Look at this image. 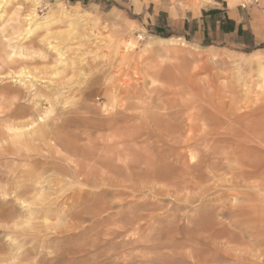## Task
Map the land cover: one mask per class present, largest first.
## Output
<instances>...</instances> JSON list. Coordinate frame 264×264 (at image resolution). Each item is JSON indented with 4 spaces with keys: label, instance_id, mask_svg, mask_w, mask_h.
I'll list each match as a JSON object with an SVG mask.
<instances>
[{
    "label": "rangeland",
    "instance_id": "374dc122",
    "mask_svg": "<svg viewBox=\"0 0 264 264\" xmlns=\"http://www.w3.org/2000/svg\"><path fill=\"white\" fill-rule=\"evenodd\" d=\"M226 1L58 0L57 7L42 3L37 13L78 5L85 29L61 19L30 34L23 32L29 5L13 0L6 6L0 18V264H146V256L152 264L158 257L162 264H192L172 248H131L151 237L150 248L159 241L191 252L190 222L208 210L210 230L198 236L221 227L217 241L223 242L233 219L228 211L241 202L236 195L248 192L244 203H264L257 192L264 184V80L252 62L242 63L264 56V0L244 8L243 0ZM198 7L197 14L190 9ZM216 9L247 11L255 43L247 30L220 42L185 32ZM126 38L135 46L121 61L118 46ZM146 41L154 48H144ZM50 45L63 53L64 65H57ZM22 68L30 75L20 78ZM177 134L245 138L252 147L247 158L263 171L238 183L223 167L196 189L168 194L170 185L144 178L141 158L172 147L168 136ZM225 259L219 255L216 264H233Z\"/></svg>",
    "mask_w": 264,
    "mask_h": 264
},
{
    "label": "bare ground",
    "instance_id": "6f19581e",
    "mask_svg": "<svg viewBox=\"0 0 264 264\" xmlns=\"http://www.w3.org/2000/svg\"><path fill=\"white\" fill-rule=\"evenodd\" d=\"M12 1L13 0H0V18L4 16V14L6 13V6L10 4ZM22 1H24L29 5L28 12L23 18V21L25 23L23 32L25 34H30L39 28H45V27L47 28L51 24H53L56 20H61V19L66 21L67 24L71 27H75V25H81L83 26V29H85L87 18H85V14L80 12L82 10L79 11L78 9H73V8L71 9L62 6L60 7L59 10H55V11L52 9L48 10L45 15L41 16L37 13V8L42 6V0H22ZM139 39H142V36H139ZM122 41H121L122 46L121 45L118 46L119 59L121 61L129 60L128 58H131L132 56L130 51L135 46V42L133 40H130L129 38H126L123 42ZM157 41L168 43L170 45L176 44L178 43V41H181L183 45L187 43L186 41L181 40V38H172V37L157 39ZM145 46L151 49L154 48L152 43L148 41H146L144 48ZM49 47L55 49L54 45H50ZM55 51L57 52L58 55L57 65L60 64L64 65L63 53L59 52L58 48L55 49ZM262 55L256 54L253 57L243 59L242 63L252 62L251 64H254L258 72L261 73L263 77L262 79L264 80V56ZM58 71L59 70L53 72L55 73V76L58 73ZM16 74H18L20 78H23L24 76H29L30 72L27 71V69L22 68ZM12 129H14V127ZM168 138L171 139L172 143L175 145H173L172 147H168V149L166 150H161L158 148L156 150L151 149L153 152V157L149 155L148 157L141 158V161L145 165L144 168H142V173L144 175V178H146V180H148L149 183L151 184L165 183L164 186L170 185V188L166 190V193L168 194L171 190L177 194L180 193V191L183 189L185 190L196 189L202 178L209 177L210 176L209 174L211 173L214 174L213 171H217V169L223 167H227L228 173L231 174V180H235V181L237 180L236 182L238 181L244 182L248 179L250 180L251 178L260 175L262 173L260 171H263L261 165L259 164V161L252 162L250 159L247 158V156H250L249 155L250 153H247V151L249 152V150H251L252 147L249 148V145L245 143L247 142L246 141L247 139L245 138H241L238 136L229 137L225 135L222 137H217L214 135L212 136L207 134H203V135L187 134L183 137L182 134H177V136L175 137L168 136ZM244 144L248 146L247 148L249 149H246V147L244 148L243 146ZM200 145H203V148H201ZM233 145L237 147V150H232L231 152H227L224 150L225 147L227 146L232 147ZM239 145L240 148L238 149ZM124 159H130V161L133 160L137 162V157L130 158L129 156V158L126 157ZM220 160H224V162L221 163ZM229 182H231V184ZM229 182L228 183L231 185L230 187L236 189L238 184L236 185L233 183L234 181H230V180ZM254 186H256V184ZM258 187H259L258 190L257 188H255L257 192L259 191L264 193V184H261ZM238 191L239 190H237L236 192ZM247 193L246 194L241 193V195L243 194L242 196L236 195V198H240L241 202H236L235 204L231 205L233 208L232 207L230 208H232V210L234 211H228L229 215H231L233 219H231L229 223H226L228 224V226L226 225L225 231L228 232V237L227 236L225 238L222 237L225 239L223 242L217 241V239L220 238L223 234V229L222 231L220 230L221 227L219 229H213V232L208 235L206 234V236H204L203 239L198 236L201 233H208L209 227L205 224L206 219L208 218L207 216L210 214V210H208L202 213L196 219L194 218V220L190 222V225L192 226H190V228H188V232H186V234L188 235L186 239L189 242H191L190 244L191 245L190 247H192L191 252L181 254L180 253L181 251L179 250L180 247L178 249V247L172 244L165 245L160 243L159 241L156 243V245L152 244L154 246L150 248L151 242L153 243L154 240V239L152 240L151 237H146V239L144 238L142 244L140 245H136L134 243L131 249L133 251L137 248L140 251H146V250L150 251L155 248L160 249V248L168 247L170 249L172 248L173 251L172 254L175 253L178 254L179 256H184V257L186 256L187 258L191 259L192 264H216L218 262L219 255L223 259L227 258L232 260L233 264H247L246 262H248L249 260H252L253 264H264V203H259V204H253L249 202L244 203L243 201L245 200V198L246 200L250 199L249 198L250 196ZM189 197L191 196L189 195L188 192L186 194V198ZM263 197L264 196H259L258 198L261 201ZM121 207H123V205H121ZM209 218L210 220L212 219L211 216ZM130 219L132 218H129V220ZM246 233H248L251 237V239L248 238L249 243L248 242L244 243L243 241V237ZM186 239L184 240L186 241ZM157 240L155 239V241ZM231 242L232 243L237 242L238 244H241V246L244 243L245 245L243 246H245V248L241 247V249L239 248L233 249L230 248V246L229 247L226 246L225 248L220 247V245H225V243H231ZM246 244H248V247H246ZM181 248L183 249V247ZM149 253H153V252H149ZM251 253H254V255ZM250 256L251 257L254 256L253 259H250ZM123 260L124 261L127 260L128 264L132 263L130 259H122V261ZM154 260L155 259H151L150 257L146 256L143 262H145L146 264H152ZM156 260H158L159 264L163 263L160 257L156 258Z\"/></svg>",
    "mask_w": 264,
    "mask_h": 264
},
{
    "label": "crops",
    "instance_id": "0c3cea01",
    "mask_svg": "<svg viewBox=\"0 0 264 264\" xmlns=\"http://www.w3.org/2000/svg\"><path fill=\"white\" fill-rule=\"evenodd\" d=\"M132 1L133 3H136L138 0H132ZM145 2H147V0H145ZM187 2L191 3V1H187ZM42 3L47 4L50 7L59 6L58 0H42ZM151 4L152 2H150V6ZM227 6L232 7L228 4V2H227ZM72 8L78 9L79 7L78 5H74L72 6ZM190 9L194 14L200 12L199 7L190 8ZM182 23L184 24L185 22L182 21ZM253 26L254 25L252 22V18L250 15H248L247 11L244 10L228 11L226 9L223 10L216 9L212 11V13L209 15L203 16L201 14L199 18L192 21V24L185 32L187 34L193 33L195 37L199 38L193 40H197L200 42L206 40H208L209 42H220L224 40L226 41V39L224 38L227 35L236 36L240 34L241 31L247 30L249 33L253 34V41L255 43V40H257V36L254 34ZM148 37L150 38V36ZM156 39H164V38L158 37Z\"/></svg>",
    "mask_w": 264,
    "mask_h": 264
},
{
    "label": "built area",
    "instance_id": "2783aa9c",
    "mask_svg": "<svg viewBox=\"0 0 264 264\" xmlns=\"http://www.w3.org/2000/svg\"><path fill=\"white\" fill-rule=\"evenodd\" d=\"M248 2H249V0H243V2L240 4V6H241L242 8H244ZM254 2L256 3L255 0H254Z\"/></svg>",
    "mask_w": 264,
    "mask_h": 264
}]
</instances>
